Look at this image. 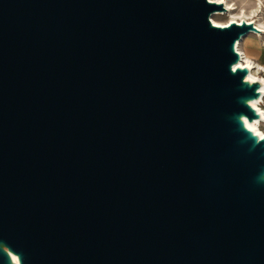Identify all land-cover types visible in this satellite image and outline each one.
Instances as JSON below:
<instances>
[{"label": "water", "instance_id": "water-1", "mask_svg": "<svg viewBox=\"0 0 264 264\" xmlns=\"http://www.w3.org/2000/svg\"><path fill=\"white\" fill-rule=\"evenodd\" d=\"M208 0H0V264H264L259 81Z\"/></svg>", "mask_w": 264, "mask_h": 264}, {"label": "bare ground", "instance_id": "bare-ground-1", "mask_svg": "<svg viewBox=\"0 0 264 264\" xmlns=\"http://www.w3.org/2000/svg\"><path fill=\"white\" fill-rule=\"evenodd\" d=\"M208 1L215 4H220L224 7L222 11L214 12L210 16V20L212 18L211 21L215 26L224 27L232 22L238 24H241L242 22H246L247 24L252 23L259 31H261V33L262 31H264V21L262 22V20L259 18L260 14L263 12L262 9L264 7V2H263L264 0H243V2H246L244 6H236V4H231V2L229 3L228 0H208ZM247 3L249 4V6L253 4V7L247 9L248 6ZM226 16L232 19V21H230L227 25H222L221 23L216 21ZM255 17H257L258 19L255 20L254 19ZM259 33L260 32H258V34ZM249 34L250 33H247L245 36L241 38V40H239L236 43V51L240 55L239 66H241L242 68L245 67L249 71L246 80H249L250 82L259 81L261 83L260 92L262 96L259 100H256L251 103L252 107L258 112V114L261 115V119L255 120L253 122H248L245 119L244 122L247 128L252 130L258 136L264 137V133H262L260 130L261 122H264V110L261 107V104H263V100H264V79L258 76L259 71L264 70V68L250 61L246 57V55L242 53L239 49L240 43H242L245 39L248 40L249 44L251 43V38Z\"/></svg>", "mask_w": 264, "mask_h": 264}, {"label": "rangeland", "instance_id": "rangeland-1", "mask_svg": "<svg viewBox=\"0 0 264 264\" xmlns=\"http://www.w3.org/2000/svg\"><path fill=\"white\" fill-rule=\"evenodd\" d=\"M228 1L229 3L231 2V4H236V6H244V4L246 3V2H243V0H228ZM250 7H253V4H251L250 6L248 4L247 9H250ZM262 10L263 12L260 14L259 18L263 22L264 21V7ZM254 19L256 20L258 18L255 17ZM216 21L221 23L222 25H227L230 21H232V19L226 16ZM249 33H250L249 36L251 38V43L249 44L248 40L245 39L242 43H240L239 49L242 53L246 55V57L250 61L264 68V31H262V33L260 31L259 34L255 32H249ZM258 76L264 79V70H260L258 73ZM261 107L264 110V100H263V104H261ZM260 130L262 133H264V122H261Z\"/></svg>", "mask_w": 264, "mask_h": 264}, {"label": "clouds", "instance_id": "clouds-1", "mask_svg": "<svg viewBox=\"0 0 264 264\" xmlns=\"http://www.w3.org/2000/svg\"><path fill=\"white\" fill-rule=\"evenodd\" d=\"M260 179H264V176H261Z\"/></svg>", "mask_w": 264, "mask_h": 264}]
</instances>
